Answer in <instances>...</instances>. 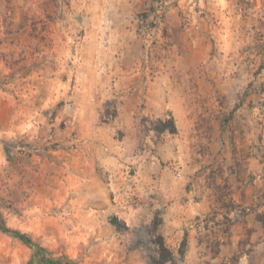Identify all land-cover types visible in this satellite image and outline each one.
Wrapping results in <instances>:
<instances>
[{
	"label": "rangeland",
	"instance_id": "374dc122",
	"mask_svg": "<svg viewBox=\"0 0 264 264\" xmlns=\"http://www.w3.org/2000/svg\"><path fill=\"white\" fill-rule=\"evenodd\" d=\"M179 1L0 0V214L59 264H146L158 233L174 254L165 264H264V217L246 226L232 201L264 200V98L255 118L248 103L223 111L226 158L210 140L212 104L174 115L167 92L153 95L163 105L145 93L173 68L169 10L183 29L198 12ZM125 69L130 95L117 90ZM170 117L175 133L155 131ZM250 154L261 166L247 172ZM199 200L218 203L167 226ZM0 264L44 263L0 229Z\"/></svg>",
	"mask_w": 264,
	"mask_h": 264
},
{
	"label": "crops",
	"instance_id": "0c3cea01",
	"mask_svg": "<svg viewBox=\"0 0 264 264\" xmlns=\"http://www.w3.org/2000/svg\"><path fill=\"white\" fill-rule=\"evenodd\" d=\"M135 1L126 0L130 5ZM196 8L198 12H191L192 20L185 29L179 27L176 8L169 10L172 43L169 61L173 68L156 73L145 93L151 105H163V96L160 101L153 102V95L155 92H167L174 115L178 110L188 108L190 112L197 105L203 109L206 108L205 104H212L218 113L216 121L219 128L217 132H212L210 140L220 142L222 148L219 153L228 158L224 142L234 140V134L229 135L228 121L223 112L227 105L237 112L248 103L254 118L258 107H263L264 3L261 0H253L251 3L246 0H197ZM131 72L121 70L117 86V90L126 91L128 95L129 90L134 92L137 89L125 84ZM112 73L107 72L105 76L111 77ZM246 87L248 101L243 103L239 97ZM257 100H261L260 106ZM127 102L131 104L128 97ZM195 121L196 118L190 114L188 123L193 124ZM248 121L250 124V118ZM247 160L244 165L247 172L261 166L251 154ZM232 201L247 206L248 213L242 218L243 222H247L244 225H249L252 220L258 224L257 216L264 217V200ZM216 203L218 200H199L197 206L185 215L179 214L166 220L167 226L180 227L183 221L210 211ZM255 227L264 233L263 226Z\"/></svg>",
	"mask_w": 264,
	"mask_h": 264
},
{
	"label": "trees",
	"instance_id": "16d2710c",
	"mask_svg": "<svg viewBox=\"0 0 264 264\" xmlns=\"http://www.w3.org/2000/svg\"><path fill=\"white\" fill-rule=\"evenodd\" d=\"M153 128L157 132L169 131L170 133H175L177 131L174 120L172 117L167 119H157L153 123ZM111 224H113L118 230L126 229L127 226L119 221L116 216H111L109 218ZM0 229L6 233L13 235L14 237L21 240L24 244L34 248L35 253L39 255V259L44 264H59L61 260L52 258L46 255V249L41 245L37 244L30 235L25 232H21L18 229L11 228L6 225L0 214ZM153 249L146 256V264H165L167 262H172L174 260L173 251L165 244L164 238L161 234H153L152 239ZM138 243H142L139 239ZM184 244V242H182ZM137 247V246H136ZM179 254L183 255V250L179 251Z\"/></svg>",
	"mask_w": 264,
	"mask_h": 264
},
{
	"label": "built area",
	"instance_id": "2783aa9c",
	"mask_svg": "<svg viewBox=\"0 0 264 264\" xmlns=\"http://www.w3.org/2000/svg\"><path fill=\"white\" fill-rule=\"evenodd\" d=\"M193 1V4L196 5L197 3V0H192ZM197 6V5H196Z\"/></svg>",
	"mask_w": 264,
	"mask_h": 264
}]
</instances>
